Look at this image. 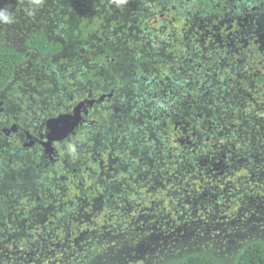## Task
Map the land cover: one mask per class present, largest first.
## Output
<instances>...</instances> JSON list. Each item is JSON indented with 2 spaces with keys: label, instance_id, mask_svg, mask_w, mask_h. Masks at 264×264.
<instances>
[{
  "label": "trees",
  "instance_id": "1",
  "mask_svg": "<svg viewBox=\"0 0 264 264\" xmlns=\"http://www.w3.org/2000/svg\"><path fill=\"white\" fill-rule=\"evenodd\" d=\"M77 1L73 9L74 0H29L24 13L36 28L24 44L37 61L55 66L63 42L53 39L61 36L67 51L87 58L90 94L112 89L113 99L90 111L96 125L87 127V164L52 171L36 167L38 159L26 153L0 154V251L10 252L3 253L11 264H51V254L56 264H78L80 257L81 264H120L123 254L136 260L154 231L167 248L177 224H210L221 209L240 205L241 220L249 223L253 214L261 220L264 189L260 203L250 197L264 182V169L254 166L264 158L263 108L256 98L264 95V53L252 37L257 22L241 20L251 1L171 0V8L138 0L134 7L122 4L118 17L110 10L88 15ZM6 4L11 17L12 3ZM23 61V52L0 47V99ZM73 87L65 85L67 94L82 98V85ZM118 95L121 105L112 116L109 105ZM208 226L184 252L162 248L146 254L144 264H264V240L247 239L228 254ZM109 231L112 237L131 231L137 239L101 243ZM18 249L21 255L12 254Z\"/></svg>",
  "mask_w": 264,
  "mask_h": 264
},
{
  "label": "flooded vegetation",
  "instance_id": "2",
  "mask_svg": "<svg viewBox=\"0 0 264 264\" xmlns=\"http://www.w3.org/2000/svg\"><path fill=\"white\" fill-rule=\"evenodd\" d=\"M81 1L84 2L81 5L86 7L88 15L92 14L96 16L98 13L110 10V15L113 17L123 16V6H132L134 1L139 3L138 0H131L123 3V6L122 4L120 6L110 4L108 7H105L104 5L107 3H103V1L108 2V0H80V3ZM155 1L150 0L152 5H155ZM160 1L163 2V0ZM186 1L188 2L189 0H180V3ZM75 3L79 6V2L74 0L72 4L73 9L75 8ZM149 10H152V8H149ZM65 13L71 16L67 7L64 9ZM151 14H154V12L152 11L150 16H152ZM199 21L205 29V34L210 33L209 29H207L208 24L203 23L201 20ZM54 31L55 29H51L49 36H52ZM27 33L30 34V31H27ZM53 40L63 42V52L54 59L55 66H52V64L44 65L39 62L42 65L40 69L43 71V74L34 73L36 69L34 71L29 70L26 79L28 88H22L24 89L22 91L18 86L12 85V87L8 86L3 90L4 92L0 99V154L4 153L5 149L10 151V153L12 151L15 153H26L34 157V161L38 159V163L35 164L36 167H50L51 169L53 168L52 171H65V168L73 164L78 165L81 162L87 164L88 128L96 125L95 119L90 117V111L96 107H102L104 103L113 99V91L110 89L108 93H98L95 96L90 94V89L87 92V58L83 60L80 58L81 56L76 55V52L74 53L72 50L67 51V47L69 46L67 45V40H63L61 36L58 35ZM24 47L23 53H25V56H29V51L34 54L25 44ZM61 58L65 59V61L60 64ZM34 60H36V55H34ZM83 67L86 70L82 73L79 72L80 75L75 78L76 74H78L77 72ZM59 68L64 69L66 74L74 76L73 86H75V83H79V86L82 85L81 89L84 93L82 98H73L75 94L72 92L70 95L67 94L68 92L65 86L59 89L60 91L58 93L54 91L50 92L55 90L53 89L54 83L61 84L64 82V79H69L63 73V77H61L62 81H58L59 77L57 76V72H59ZM47 69L51 72H57L53 75L52 73H48L46 71ZM59 74L62 75L61 72ZM46 82L51 83L52 88H46ZM71 87L70 90L74 91L75 88L72 89ZM28 89L30 90V94L25 96L24 94H27L26 90ZM87 100H92V103L89 104ZM78 104L81 105L78 106ZM73 114L77 117V122L72 132L68 135L58 133L52 137L58 139L48 143L46 137L49 131L47 122L60 115Z\"/></svg>",
  "mask_w": 264,
  "mask_h": 264
},
{
  "label": "rangeland",
  "instance_id": "3",
  "mask_svg": "<svg viewBox=\"0 0 264 264\" xmlns=\"http://www.w3.org/2000/svg\"><path fill=\"white\" fill-rule=\"evenodd\" d=\"M1 1L4 2V4L0 3V11H3L5 14L9 15L10 13L7 10L6 2H11L12 10L14 11V14H12L13 16H11V19L8 22L0 20V47L24 52V48H25L24 40L29 35L27 31H31V29L36 28V21L30 20L31 18H30L29 13H24V12H29L27 8V5L29 4L28 3L29 0H1ZM250 1L252 5L250 7L248 6V8L246 9L247 10L246 13L241 17L242 18L241 20L243 21V24L245 25H248V23L252 22V20H255V23L257 22L255 25V28L257 31L252 37H254V45L256 49L264 53V0H250ZM163 2L166 4V6L172 8L173 5H170L171 1L163 0ZM40 9L42 8L40 7ZM41 11L43 12V9ZM48 20L50 21L52 19H50L49 17ZM46 28L48 27L46 26ZM23 54H24V57L26 58L25 59L26 61L23 64L21 63L20 65L16 67L12 82L9 85L11 87L12 85L18 86L22 91L24 90L22 88H28L26 79H27V73L29 70L34 71V69H36L34 73H40V75L43 74V71H41L40 69V66L42 67V65L39 64V61H37L36 63L37 59L34 60V54L30 53V51L28 52L29 56L27 55L25 56V53ZM57 76L61 78V74H58ZM67 77L69 78L68 79L69 83H66L65 81L61 83L62 85L54 83L53 89L55 90H52L50 92L54 91L58 93L60 91L59 89L63 88L65 85L72 86L71 88L73 89L74 83L72 84V82L75 80V78L73 75H70V74H67ZM26 93L27 94H24V95L28 96V94H30V90L29 89L26 90ZM64 96H65V93H64ZM121 98H122V95H118L117 97L114 98L113 102L109 105V109H110L109 114H111L112 116L115 114V112L118 109L117 104L121 105L120 103ZM256 98L260 100V105L264 109V95L256 96ZM80 105L81 104H78V106ZM263 109H261L259 112V114H262V117H263L262 122H264ZM261 161L262 163L256 162L254 166L257 167L259 165V167L262 168L263 170L264 169V158ZM27 164L29 163L27 162ZM1 166H5L8 168L9 165H6L3 162ZM51 178L55 179L54 176H52ZM59 179L64 181V180H67L68 178L60 176ZM260 185L262 187H260ZM262 189H264V182L262 184L258 182L256 183V185H254V188H252L254 192L250 197L251 203L254 204L256 202H259V203L261 202V198L258 197L259 196L258 194H260V192H263ZM254 196H257V198H254ZM258 209L261 210L262 207ZM231 210L232 211L230 212V211H227V209H221V211H219L220 213L219 217L215 215L209 216V217H213V219L209 221L210 224H207V225L201 223L199 226L198 224L199 221H193L192 219H189L188 224L186 223L177 224V228L175 227L176 229L175 231H178L176 236L169 240L166 239L164 242L165 244L168 245L167 248L165 246H162V244L158 242L159 239L154 238L155 236L160 237V232L156 233L154 229L155 230L157 229V231L163 229L162 226L157 225L156 227H154V229L152 228L154 231V236L151 238L149 237L147 242L143 245V249L142 251H140V253L139 252L135 253L134 258L136 260H134L132 257H128L127 255L123 254L121 256L122 259H121L120 264H144L145 262L143 258L146 256V254L148 255L150 253L160 251L162 248H165L164 253L167 252L168 250L170 251V253H178V254L182 253L184 252V250L192 246L191 244H193L194 242L193 239L194 238L196 239V234H198L197 233L198 230L201 231L202 229H204V227L207 228L206 226L208 225H210L211 229L213 228V230L215 231V234H214L215 238L219 240V244L225 248V253H228V254L234 251L235 249H237V247H239L247 239L260 238L264 240V217H262V219L260 220L257 216L253 214V217H251L252 221L248 223V222H245L244 219L243 220L240 219L242 217V212H240L242 211V208L240 207V205H235ZM110 213L113 218L116 217L115 212H110ZM100 218L97 219V221L102 222ZM202 220H208V219L203 217ZM102 224L104 223H101V225ZM169 228L172 229V227H169ZM168 231L169 229L166 230V232ZM106 233L102 235L103 239H101L100 241L103 244L110 245L112 241L114 240L121 243L123 240H125L128 237H129L128 238L129 242L134 240L133 238L137 239L136 237L133 236L134 233H132L131 231H126L127 235H124L125 231L121 232L120 235H116L115 237H112L111 231L106 232ZM199 235H202V234L199 233ZM151 243H154L153 247H150L149 244ZM3 250L4 249L1 248L0 264H11L12 259L10 257H6L7 255L5 254V253L9 254L10 252H6ZM21 252L22 251H20L19 249H18V252H15V253H12L11 251L12 254H19V255H21ZM57 257L58 256H53V254H51L48 260L51 261V259L54 258V261H55L56 260L55 258ZM77 260H78V264H81V262L83 261L81 257ZM27 261H28L27 264H33L31 263V260H27ZM54 261H51V264H54L55 263ZM13 262H18L15 264H23V262L18 261V260H14Z\"/></svg>",
  "mask_w": 264,
  "mask_h": 264
},
{
  "label": "water",
  "instance_id": "4",
  "mask_svg": "<svg viewBox=\"0 0 264 264\" xmlns=\"http://www.w3.org/2000/svg\"><path fill=\"white\" fill-rule=\"evenodd\" d=\"M111 94V93H110ZM109 94V95H110ZM101 99V98H99ZM89 104L92 103V100H87ZM76 116L73 115H60L53 120L48 121V134L46 135L48 143L52 140H57L58 138H52L58 133H63L64 135H68L72 132L73 127L76 125Z\"/></svg>",
  "mask_w": 264,
  "mask_h": 264
},
{
  "label": "clouds",
  "instance_id": "5",
  "mask_svg": "<svg viewBox=\"0 0 264 264\" xmlns=\"http://www.w3.org/2000/svg\"><path fill=\"white\" fill-rule=\"evenodd\" d=\"M114 3H116L118 6L125 3L126 0H113ZM32 3L39 5L43 3V0H32ZM11 17L7 14H5L3 11H0V20H3L5 22L10 21Z\"/></svg>",
  "mask_w": 264,
  "mask_h": 264
}]
</instances>
